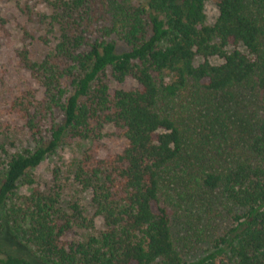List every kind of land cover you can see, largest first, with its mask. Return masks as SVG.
Wrapping results in <instances>:
<instances>
[{
    "label": "trees",
    "instance_id": "trees-1",
    "mask_svg": "<svg viewBox=\"0 0 264 264\" xmlns=\"http://www.w3.org/2000/svg\"><path fill=\"white\" fill-rule=\"evenodd\" d=\"M205 2L48 0L37 39L49 51L16 50L38 87L7 106L31 147L0 144V264H264V0H212L211 25ZM7 24L0 11L1 34ZM128 79L136 86H112ZM240 91L256 109H241ZM104 137L122 149H86L72 168L103 226L69 238L86 226L81 207L64 209L56 191L17 196L18 184L67 141ZM171 190L215 192L235 209L197 261L173 238Z\"/></svg>",
    "mask_w": 264,
    "mask_h": 264
},
{
    "label": "rangeland",
    "instance_id": "rangeland-1",
    "mask_svg": "<svg viewBox=\"0 0 264 264\" xmlns=\"http://www.w3.org/2000/svg\"><path fill=\"white\" fill-rule=\"evenodd\" d=\"M133 1L136 4L146 2ZM28 8L32 15L29 14ZM0 11L8 19L6 33H0V144L3 143L8 154H11L31 147V143L23 122L8 113V102L19 90L38 87L29 74L19 67L16 50L26 46L35 58L49 51L50 47L40 42L37 37L44 32L38 14H48L50 8L48 0H0ZM205 14L206 23L213 24L218 10L212 0H206ZM26 31L29 35L25 34ZM31 35L34 39L30 38ZM239 49L245 52L242 46ZM201 61L200 57L195 58V64ZM209 61L218 64L221 59L211 57ZM112 86L128 89L136 86V83L128 79L122 84ZM243 92L237 93L241 97V109H256L257 96L246 97ZM122 146L121 141L111 137H104L100 141H67L60 145L54 154L45 158L37 168L30 171L33 183L19 182L17 196H27L34 189L56 191L60 195V203L64 209H68L72 203H77L86 218L84 222L86 226L75 227L69 238L73 235L75 239H83L89 234L97 233L103 226L102 219L94 216L90 204V191L83 190L74 180L73 164L86 149H92L97 157L104 158L120 151ZM161 202L168 209L173 238L186 261H197L205 254L213 239L230 227L235 211L215 192H205L194 198L187 196L183 198L171 190L162 193Z\"/></svg>",
    "mask_w": 264,
    "mask_h": 264
}]
</instances>
